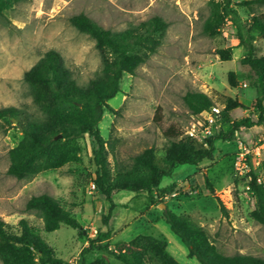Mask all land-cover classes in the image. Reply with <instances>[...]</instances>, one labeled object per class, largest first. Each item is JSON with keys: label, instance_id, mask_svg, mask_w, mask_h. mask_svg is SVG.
I'll use <instances>...</instances> for the list:
<instances>
[{"label": "rangeland", "instance_id": "obj_1", "mask_svg": "<svg viewBox=\"0 0 264 264\" xmlns=\"http://www.w3.org/2000/svg\"><path fill=\"white\" fill-rule=\"evenodd\" d=\"M6 1L8 9L0 15V110H19L21 121L43 118L23 74L46 52L52 50L60 55L79 86L87 85L102 74V59L95 42L70 25L71 17L83 14L103 29L115 33L135 29L155 16L166 24L165 31L156 35L160 42L156 51L134 75H123L120 92L107 102L112 111L105 110L98 124L100 135L106 140L111 175L130 169L132 158L150 147L157 151L160 159L169 144L163 134L167 128L181 130L183 137H187L185 134L192 124L201 128L202 119L190 114L183 102V96L189 91L207 94L218 108H224L225 97L236 98L244 108L228 113L230 121L256 118L253 105L257 96L256 77L247 66L240 64L245 50L237 47V29L227 21L218 25L213 36L203 29L211 14V2L221 0ZM230 1L241 23L253 15H264V3L245 8L240 4L246 0ZM253 44L256 54L263 55L264 38L256 37ZM226 47H233L231 60L221 61L215 52ZM104 54L111 58L107 52ZM228 72L236 74L235 88L228 85ZM157 107L160 108L158 123L153 121ZM224 127L226 130L227 126ZM263 131V126H257L240 131L232 140L215 141L210 162L197 167L176 166L159 184L160 189L168 188L169 192L166 195L159 192L153 203L146 193L135 195L123 191L115 194L111 222L114 233L110 234L101 220L104 215L100 205L102 199L95 189H91L95 145L88 135L78 139L81 165H66L58 170L41 172L30 180H17L6 173L8 151L21 140L22 132L15 120L2 118L0 220L17 229L18 221L26 219L40 230L57 257L73 264L79 259L81 250L88 247V241L106 231L110 239L100 245H107L111 250L118 242L130 241L137 235L163 237L167 252L178 263L200 264L194 258H187L186 248L164 223L162 211L165 206L200 227L220 253L264 259V225L250 217L255 198L248 187L251 173L264 182V147L260 149L259 157L247 159V173L234 165L239 152L238 142L246 145ZM193 140L197 144L203 143L197 138ZM40 194L57 199L76 216L80 227L61 226L54 232L45 233L39 213L25 210L29 197ZM98 259L105 264H122L103 250L94 249L84 256L85 264H93Z\"/></svg>", "mask_w": 264, "mask_h": 264}, {"label": "trees", "instance_id": "obj_2", "mask_svg": "<svg viewBox=\"0 0 264 264\" xmlns=\"http://www.w3.org/2000/svg\"><path fill=\"white\" fill-rule=\"evenodd\" d=\"M264 0H246L241 6L250 8ZM211 14L204 24V31L213 36L217 27L227 21L237 29V47H243L244 57L240 64L247 66L256 77V99L254 115L239 121H230L228 113L244 108L236 98L225 97L222 111L223 124L227 126L213 136L197 144L190 137H183L182 131L167 128L163 134L169 144L158 158L153 148L144 149L132 158L130 169L109 172L106 140L100 135L98 124L105 110L112 111L107 102L120 92L123 75H134L135 70L156 51L159 39L166 24L159 17H152L135 29L111 32L103 29L87 16L79 14L69 19L70 25L78 32L87 35L95 42L102 59L101 76L91 80L85 86H79L65 67L62 58L55 51L46 52L28 71L23 74L24 82L30 87L32 100L43 118L39 121H21L19 110L5 108L0 110V119H14L21 128L22 138L8 151L9 165L7 175L17 180H30L41 172L58 170L66 165H81V146L79 137L88 135L95 145L93 162L95 172L92 183L96 194L109 204L102 216V222L108 226L115 207L113 195L130 192L135 195L146 193L153 203L159 194L166 195L168 188L160 189L162 178L169 177L176 166L197 167L213 159L214 142L232 140L236 131L264 127V54L257 55L253 44L256 37L264 38V15H253L247 22L241 23L230 0L211 2ZM8 9V2L0 0V15ZM233 47L216 50L221 61H230ZM105 52L111 58L105 56ZM228 85L237 86L236 74L228 72ZM183 102L192 115L208 111L213 105L211 98L200 91H189L183 96ZM160 108L155 109L153 121L158 123ZM60 135V138H56ZM249 188L255 198V208L250 217L264 225V182L257 184L251 173ZM160 189V191H158ZM213 192L211 186H208ZM160 192V193H159ZM224 211V208L221 207ZM25 210L36 211L42 221L45 233L58 230L61 226L77 229L80 227L76 216L61 203L47 194L29 197ZM162 219L169 230L183 244L187 258H194L200 264H264V259L250 255H224L217 251L206 233L190 222L186 217L177 215L165 208ZM109 239V232L98 233L88 241V247L81 250L76 264H85L84 256L91 250L108 252L122 264H180L168 252L163 237L137 235L130 241L115 244L113 250L100 243ZM0 262L1 264H73L56 256L53 248L42 238L38 228L30 225L26 219H20L17 229L0 220ZM93 264H105L102 259Z\"/></svg>", "mask_w": 264, "mask_h": 264}, {"label": "built area", "instance_id": "obj_3", "mask_svg": "<svg viewBox=\"0 0 264 264\" xmlns=\"http://www.w3.org/2000/svg\"><path fill=\"white\" fill-rule=\"evenodd\" d=\"M223 109L224 108H218L217 106L213 105L208 111H204L198 115H195L202 119V126L200 128L196 124H192V128L189 130V132H186L185 135L193 139L197 138L199 141H204L206 138L213 136L215 133H218L221 130L225 131V125H223L222 119ZM239 132L236 131L234 135ZM238 144L239 152L234 158V165L241 168L240 170H242L243 173H247V159L250 156L259 157L260 149L264 147V131L257 137L255 141L250 140V142H247L246 145L242 142H238ZM255 165H258L257 161H255ZM250 180L251 179H249V181ZM255 180L257 184L262 183L258 178H255ZM91 189H95L93 183H91Z\"/></svg>", "mask_w": 264, "mask_h": 264}, {"label": "crops", "instance_id": "obj_4", "mask_svg": "<svg viewBox=\"0 0 264 264\" xmlns=\"http://www.w3.org/2000/svg\"><path fill=\"white\" fill-rule=\"evenodd\" d=\"M207 95V94H206ZM120 193V192H119ZM115 194H118V193H115ZM114 194V195H115ZM113 195V196H114ZM104 202V203H103ZM100 205H101V207H102V209H103V213L102 214H106V212H107V210H108V208H109V204L106 202V201H104V200H102V202H100ZM112 212H113V210H112ZM95 213H98V210H96L95 211ZM111 222H112V217H111V220H110V222L108 223V226H107V230L108 231H110V234L111 233H114V229H113V227L111 226ZM106 231V230H105ZM171 232V231H170ZM109 239H110V236H109Z\"/></svg>", "mask_w": 264, "mask_h": 264}, {"label": "water", "instance_id": "obj_5", "mask_svg": "<svg viewBox=\"0 0 264 264\" xmlns=\"http://www.w3.org/2000/svg\"><path fill=\"white\" fill-rule=\"evenodd\" d=\"M14 121V119H12ZM56 138H60V135H58ZM163 209H165V206H163Z\"/></svg>", "mask_w": 264, "mask_h": 264}]
</instances>
